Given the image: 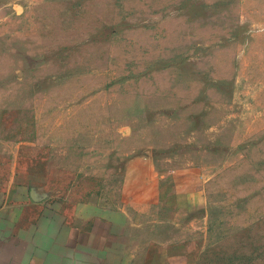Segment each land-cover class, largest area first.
<instances>
[{"label": "rangeland", "instance_id": "rangeland-1", "mask_svg": "<svg viewBox=\"0 0 264 264\" xmlns=\"http://www.w3.org/2000/svg\"><path fill=\"white\" fill-rule=\"evenodd\" d=\"M16 185L124 264H264V0H0Z\"/></svg>", "mask_w": 264, "mask_h": 264}, {"label": "crops", "instance_id": "crops-1", "mask_svg": "<svg viewBox=\"0 0 264 264\" xmlns=\"http://www.w3.org/2000/svg\"><path fill=\"white\" fill-rule=\"evenodd\" d=\"M30 196L22 185L0 193V264H124L98 247L99 234L41 212Z\"/></svg>", "mask_w": 264, "mask_h": 264}]
</instances>
